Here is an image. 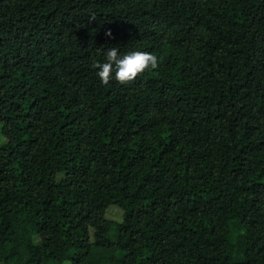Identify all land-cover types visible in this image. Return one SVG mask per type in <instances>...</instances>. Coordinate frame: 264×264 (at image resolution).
I'll list each match as a JSON object with an SVG mask.
<instances>
[{"label": "trees", "instance_id": "trees-1", "mask_svg": "<svg viewBox=\"0 0 264 264\" xmlns=\"http://www.w3.org/2000/svg\"><path fill=\"white\" fill-rule=\"evenodd\" d=\"M0 135V264H264V0H0Z\"/></svg>", "mask_w": 264, "mask_h": 264}, {"label": "clouds", "instance_id": "clouds-1", "mask_svg": "<svg viewBox=\"0 0 264 264\" xmlns=\"http://www.w3.org/2000/svg\"><path fill=\"white\" fill-rule=\"evenodd\" d=\"M103 60L96 64V76L101 83L107 84L111 80L120 83L133 81L145 71H154L159 67V57L147 50L121 51L120 47L101 50Z\"/></svg>", "mask_w": 264, "mask_h": 264}, {"label": "rangeland", "instance_id": "rangeland-1", "mask_svg": "<svg viewBox=\"0 0 264 264\" xmlns=\"http://www.w3.org/2000/svg\"><path fill=\"white\" fill-rule=\"evenodd\" d=\"M2 140H3V138L0 135V142ZM105 217L109 220L120 222L122 219V211L118 207L112 206L106 211ZM242 233H243L242 227L237 222H233L231 224V240H232V242L237 243L239 245V243L241 242L240 237H241Z\"/></svg>", "mask_w": 264, "mask_h": 264}]
</instances>
